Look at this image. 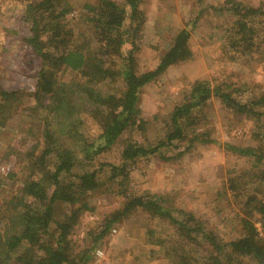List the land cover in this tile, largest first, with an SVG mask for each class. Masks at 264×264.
<instances>
[{"label":"rangeland","instance_id":"1","mask_svg":"<svg viewBox=\"0 0 264 264\" xmlns=\"http://www.w3.org/2000/svg\"><path fill=\"white\" fill-rule=\"evenodd\" d=\"M91 1L70 0L76 9L65 16L76 34L85 33L76 37L78 43L83 44L87 40L85 36L92 33L86 22L80 23L82 11L78 7ZM115 1L125 4V0ZM233 1L260 6L264 10V0ZM230 4L226 0H141L143 17L138 37L132 45L138 72L153 70L175 33L195 18L188 41L193 56L188 61L169 66L142 87L139 105L146 124L142 129L133 127L122 134L113 146L99 155L100 160L117 163L122 146L127 142L147 144L163 137L172 128L170 117L174 107L190 95L195 80H208L211 84L214 80L244 82L257 95H264V57L253 48L261 40L257 38L259 35L264 39V31L256 26V33L261 32L249 44L233 46L224 34L233 16L225 9L218 10L220 6ZM22 9L19 0H0V93L17 92L7 101L0 102V115L9 116L0 126V216L5 207L4 200L19 189L28 171L26 167L34 159L31 151L38 154L43 149L40 141L46 112L35 109L36 100L31 96L39 64L22 41L23 35L29 34ZM253 19L264 28V15ZM90 47L95 49L96 45ZM129 48L128 44L126 50ZM60 75L69 81L74 73L66 70ZM123 88L121 79L102 85L103 92L119 93ZM259 109L264 112V107ZM202 114L196 131H201L203 141H194L188 153L179 156L178 152L187 142L177 141L176 147L163 149L161 155L142 158L130 170L126 197L114 195L104 188L92 193L94 211L80 214L69 236L74 262L177 264L179 237L176 227L137 202L158 201L178 221L192 213L202 222L203 228L214 231L225 242L241 236L247 226L245 217L236 196L225 190L224 183L228 169L247 168L252 158L230 151L226 145L260 147L264 152V127L257 125L252 117L227 108L214 97L202 108ZM262 120L264 123V115ZM74 126L90 137L99 133L96 124L82 110L60 118L53 128L63 134ZM76 132L71 131V144L78 143ZM45 169L51 173L59 171L61 182L71 178L69 173L60 170L52 155L48 156ZM9 173L16 177L8 179ZM131 203L135 204L130 206ZM253 223L264 237L260 222ZM13 234L14 231L4 228L0 222V253L4 259H7L4 254L6 240ZM226 249L230 251L228 246ZM235 264H256V261L243 257Z\"/></svg>","mask_w":264,"mask_h":264},{"label":"trees","instance_id":"2","mask_svg":"<svg viewBox=\"0 0 264 264\" xmlns=\"http://www.w3.org/2000/svg\"><path fill=\"white\" fill-rule=\"evenodd\" d=\"M19 1L23 6V19L29 25V34L23 35L22 41L39 64L34 92L28 94L36 100L35 109L46 115L40 141L43 149L38 154L30 150L34 159L27 165L28 171L19 189L4 200L0 222L14 234L6 240L4 254L7 259L0 253V264H80L72 257L69 236L80 214L94 211L92 193L104 188L114 195L126 197L130 170L142 158L161 155L163 149L176 147L177 141H186L185 147L178 152L180 156L188 153L194 141L202 142L203 134L196 130L203 117L202 108L210 98H217L227 108L252 117L257 125L264 127V112L259 109L264 107V95H257L249 84L217 80L211 84L208 80H195L190 95L174 107L170 117L172 128L163 137L147 144L127 142L122 146L117 163L100 160L99 155L113 146L122 134L133 127L142 129L146 124L139 105L142 87L169 66L192 58L188 41L196 19L175 33L153 70L139 73L132 45L138 37L143 17L141 0H125V4L115 0H92L78 7L82 11L80 23L86 22L93 33L85 36L87 40L83 44L78 43L76 37L84 32L76 34L65 17L76 9L70 0ZM226 1L231 3L230 6L218 8L233 16L224 31L225 37L236 47L244 42L249 44L257 33L264 31L262 24L253 19L264 15V10L260 6ZM256 26L261 28L257 33ZM261 36L257 37L261 40L252 46L255 53L264 57ZM91 44L96 45L95 49L90 47ZM128 44L132 48L126 50ZM66 70L74 73L69 81L60 75ZM118 79L124 85L119 93L102 91L103 83ZM16 93L2 91L0 102ZM78 110L85 112L96 124L99 129L96 136H88L77 126L63 134L53 128L60 118ZM5 118L9 116L0 115V126L5 124ZM75 130L78 143L71 144V131ZM226 146L230 151L252 158L247 168L228 169L224 183L225 190L236 196L245 217L247 226L239 238L222 241L214 231L203 228L202 222L192 213L178 221L158 201L137 202L176 227L179 237L177 264H235L243 257L264 264V237L253 223L260 222L264 229L263 148ZM49 155L56 158L60 170L71 175L70 179L61 182L59 171L51 173L45 169ZM15 177L9 173L8 179Z\"/></svg>","mask_w":264,"mask_h":264}]
</instances>
